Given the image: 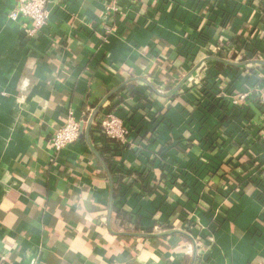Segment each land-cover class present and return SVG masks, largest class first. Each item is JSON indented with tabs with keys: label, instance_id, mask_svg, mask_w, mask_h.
Masks as SVG:
<instances>
[{
	"label": "crops",
	"instance_id": "0c3cea01",
	"mask_svg": "<svg viewBox=\"0 0 264 264\" xmlns=\"http://www.w3.org/2000/svg\"><path fill=\"white\" fill-rule=\"evenodd\" d=\"M17 4L0 0V264H264V71L211 68L229 115L210 111L201 88L211 58L264 36V0H136L115 16L107 0H60L36 41L9 20ZM201 63L202 81L171 95ZM117 89L91 131L116 109L127 151L105 155L110 167L84 133L56 157L50 141L70 114L88 123ZM238 94L249 95L241 106L228 100ZM250 160L263 173L251 167L239 188L237 166ZM191 163L199 175L186 173ZM164 167L192 188L167 184ZM122 171L144 183L134 174L128 189Z\"/></svg>",
	"mask_w": 264,
	"mask_h": 264
},
{
	"label": "built area",
	"instance_id": "2783aa9c",
	"mask_svg": "<svg viewBox=\"0 0 264 264\" xmlns=\"http://www.w3.org/2000/svg\"><path fill=\"white\" fill-rule=\"evenodd\" d=\"M135 1L136 0H107V15L115 16L117 14H122L123 3L129 2L133 4ZM59 2L60 0H18L17 7L9 14V20L20 25L24 38L29 41H36L44 34L49 25L51 17L50 8L55 4L58 5ZM105 28L108 34H113L115 31L114 25H106ZM253 37L252 35H248V37L244 38V43L251 44L254 39ZM242 45L243 44H241V46ZM226 54L231 55V58L228 59L233 62H242L247 55L251 56L250 60H264L262 52L255 51L251 53L240 47L239 43L238 47H235L234 50H227ZM205 70L206 66L202 65L195 72V80L201 82L202 71L205 72ZM194 78H192L191 81H193ZM248 98L249 95L247 94H238L237 96H231L230 99L232 101L230 99L228 100L234 105L240 104L241 106ZM257 98L262 105H264V92L257 96ZM86 123L85 121L78 120L74 114L71 113L66 124L54 132L50 142L56 157L60 156L63 151L80 141L81 136L84 134ZM96 128H98V131L93 138L95 140V145L104 147L110 139L117 141L122 147H128L132 144L130 140L131 129L129 127V122L119 116L117 112L107 113L104 119H101L97 124ZM199 264L205 263L200 262Z\"/></svg>",
	"mask_w": 264,
	"mask_h": 264
},
{
	"label": "trees",
	"instance_id": "16d2710c",
	"mask_svg": "<svg viewBox=\"0 0 264 264\" xmlns=\"http://www.w3.org/2000/svg\"><path fill=\"white\" fill-rule=\"evenodd\" d=\"M263 21V20H261ZM261 24L258 23V26L259 27ZM253 41L251 42V44L249 43H244V39L242 40H239V44H240V47L244 48L245 50H248L249 52L251 53H254L255 51L256 52H262L264 53V48L262 47V39H264V36H263V33L261 34H258V33H254L253 34ZM241 44H243L241 46ZM235 59V58H234ZM251 59V56L250 55H247L243 60L242 62L244 61H247V60H250ZM251 65L249 66H246V67H231V66H227V65H224V64H221L215 60H211L208 62V66H207V75H206V78L203 80V82L201 83L202 86L201 88L205 91L204 95L205 97L207 98L208 100V104H209V107H210V111H214V110H222L224 111L226 109V113H230V110L228 111L227 109L229 107H232L228 102H226V100L221 97V89H220V84L216 81L213 80V77L210 75V72H211V68H216L218 69L219 71H227V72H238V71H246V72H252V71H255V70H260V71H264V66H258L256 67V69L254 68H250ZM256 66V65H255ZM159 79L161 78L160 76H158ZM213 80V81H212ZM158 83V82H157ZM158 85H160L158 83ZM123 91H127V88H124ZM119 95V94H118ZM258 99V98H256ZM259 100V99H258ZM260 102V100H259ZM260 104L262 105V103L260 102ZM263 109H264V105H262ZM116 109H111L110 110V113H113L115 112ZM231 119H233V117L229 116L227 117L226 116H223V119L221 121V123L223 124H226L228 123ZM127 120V119H126ZM98 131V128H93L92 131H91V135L92 137L97 133ZM128 147H122L120 143H118L117 141L115 140H108L107 141V144L106 146H104V148L98 150L100 155L106 160L107 164H109L110 167L111 166V162L110 160H108L107 158H105V155L109 154V153H112L113 151L115 153H118L117 151L119 152H122V151H127ZM248 164H246V162H241V164H238L239 166L237 167H242L243 168V172L242 174L239 176H237V179H236V183H237V187L239 188H242L244 187L245 185H247L248 183L250 182H253L252 179H249V177L251 176L252 173L249 172V174H247L246 172H248V170L251 168V167H254V169L256 170L255 172H259L260 171V167L256 164V162L254 161H249L247 162ZM195 163H191L189 164V166L186 168L187 170V174L189 175H192L191 177H193V175H199V171L202 167L199 166V165H194ZM249 165V166H247ZM201 167V168H200ZM206 167V170L209 169V166H205ZM164 171L167 173L165 175V178L168 177L169 181L167 182L168 183H174V181H177L181 179V181H183L184 183V186L183 188H192V184L191 183H187L186 182V178L184 179L183 177H186L184 176L185 174H183V171L180 170V168H177V169H174V168H170V169H167L166 167H164ZM261 172V171H260ZM114 173V172H113ZM122 173L123 175L125 174V176L129 177V178H126L130 181L127 182L129 186L128 189H132L133 188V185H135L134 183H137V179L136 178H132V176L135 174L139 177L140 181L143 182V173H139V172H134V171H128V172H120ZM263 173V172H261ZM115 174V173H114ZM247 174V175H246ZM125 177L123 176V179ZM172 181V182H170ZM119 183H122V181H120ZM193 189L196 188V186L198 187L199 186V183H198V179H195L194 182H193ZM132 187V188H131ZM144 188V187H143ZM120 189V188H119ZM153 193V192H152ZM189 193V191H187V194ZM120 195V194H119ZM117 197H118V189H117ZM122 199V194H121V198ZM114 216L116 219H118V221H120V223L123 225V221H129V218H130V214L126 211H123L122 209L118 208V207H115L114 209ZM199 263V261H197V264Z\"/></svg>",
	"mask_w": 264,
	"mask_h": 264
},
{
	"label": "water",
	"instance_id": "95a60500",
	"mask_svg": "<svg viewBox=\"0 0 264 264\" xmlns=\"http://www.w3.org/2000/svg\"><path fill=\"white\" fill-rule=\"evenodd\" d=\"M212 60H215L221 64H224V65H227V66H231V67H246V66H249V65H259V66H264V60H247V61H244V62H233V61H229V60H226V59H222V58H211ZM202 66V63L201 64H198L182 81L181 83L179 84V86L171 93L174 94L176 91L180 90V88L186 84L189 79H191L194 75H195V72ZM143 81L149 86L151 87L152 89L156 90L155 87L149 83L147 80H144ZM120 89V88H119ZM115 90L114 92H112L107 98L106 100H104V102H102L93 112L92 116L90 117L88 123L86 124V128H85V135L87 138H90V133H91V128H92V125L96 119V117L98 116V114L100 113V111L102 110V107H103V104L105 103V101H107L110 97H112L116 92H118V90ZM84 136V134L81 136V138ZM96 155L98 156V158L101 160V162L104 164V166L107 168V171L109 173V177L111 179V182H112V176H111V173L107 167V165L102 161L100 155L97 154V152H95ZM113 191H112V196H111V203H110V210H109V214L111 215L112 214V209H113ZM137 236H140V237H155L153 235H137Z\"/></svg>",
	"mask_w": 264,
	"mask_h": 264
},
{
	"label": "rangeland",
	"instance_id": "374dc122",
	"mask_svg": "<svg viewBox=\"0 0 264 264\" xmlns=\"http://www.w3.org/2000/svg\"><path fill=\"white\" fill-rule=\"evenodd\" d=\"M263 56H264V53H263Z\"/></svg>",
	"mask_w": 264,
	"mask_h": 264
}]
</instances>
